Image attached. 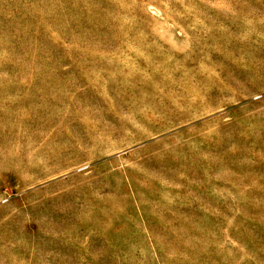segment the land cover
<instances>
[{
	"label": "rangeland",
	"instance_id": "1",
	"mask_svg": "<svg viewBox=\"0 0 264 264\" xmlns=\"http://www.w3.org/2000/svg\"><path fill=\"white\" fill-rule=\"evenodd\" d=\"M0 264H264V0H0Z\"/></svg>",
	"mask_w": 264,
	"mask_h": 264
}]
</instances>
